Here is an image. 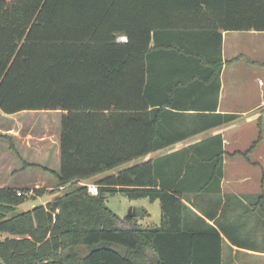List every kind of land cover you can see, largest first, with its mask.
I'll return each mask as SVG.
<instances>
[{
	"label": "trees",
	"instance_id": "1",
	"mask_svg": "<svg viewBox=\"0 0 264 264\" xmlns=\"http://www.w3.org/2000/svg\"><path fill=\"white\" fill-rule=\"evenodd\" d=\"M222 30L264 31V0H0V110L62 111L59 167H42L62 189L5 217L26 197L0 187V232L12 234L0 264H221L214 226L182 228L185 195L220 191V134L101 176L95 192L80 182L177 139L163 107L174 103L156 94L211 86L199 74L161 87L159 51L215 63L216 109ZM237 116L214 113L212 124ZM119 192L159 200L160 224L120 223L106 205Z\"/></svg>",
	"mask_w": 264,
	"mask_h": 264
},
{
	"label": "crops",
	"instance_id": "2",
	"mask_svg": "<svg viewBox=\"0 0 264 264\" xmlns=\"http://www.w3.org/2000/svg\"><path fill=\"white\" fill-rule=\"evenodd\" d=\"M237 36H241V42ZM221 37L222 62L214 111L210 109L214 103V85L209 78L212 68L216 67L214 62L193 61L165 51L152 55V73L161 87L191 79L192 75L198 79L199 74L211 86L203 91L188 89L156 94L174 103L163 107L170 110L167 128L177 139L139 157L136 162L179 151L220 134L223 150L220 191L185 195L182 228L202 231L214 226L221 236V264H253L255 260L264 264V31L222 30ZM226 52L231 54L226 56ZM214 113L238 116L212 124L216 121ZM57 126L60 133V120ZM59 133L53 149L58 167ZM22 158V163H42L28 160L26 156ZM80 183L88 185L84 181ZM0 187L15 188L8 179L0 181ZM54 188L62 189L57 179Z\"/></svg>",
	"mask_w": 264,
	"mask_h": 264
},
{
	"label": "rangeland",
	"instance_id": "3",
	"mask_svg": "<svg viewBox=\"0 0 264 264\" xmlns=\"http://www.w3.org/2000/svg\"><path fill=\"white\" fill-rule=\"evenodd\" d=\"M10 1V0H6ZM241 42V36H237ZM231 53L226 52V56ZM38 111V112H37ZM61 110H24L16 113H3L0 110V181L8 179L20 190L26 199L5 211V217L15 212L26 211L38 204H45L58 193L55 176L42 167L58 169L54 161L53 149L57 142ZM58 118V120H57ZM28 160L42 161V163H22V156ZM21 157V158H20ZM142 157V156H141ZM23 159V158H22ZM138 158L120 164L114 168L83 180L92 186L97 178L126 168L135 163ZM3 179V180H2ZM43 181V182H41ZM37 184V187L34 185ZM50 187V188H49ZM43 189L44 193L38 194L34 189ZM52 189V190H50ZM52 191V192H50ZM264 202V197L262 198ZM106 205L118 216L120 223L130 224L125 217L129 211L135 209V215L131 217V223L142 227H156L160 224V202L148 198H130L124 193L108 195ZM132 226V224H131ZM12 236L9 232H0V238ZM260 262V261H259ZM257 260L253 264H259Z\"/></svg>",
	"mask_w": 264,
	"mask_h": 264
},
{
	"label": "built area",
	"instance_id": "4",
	"mask_svg": "<svg viewBox=\"0 0 264 264\" xmlns=\"http://www.w3.org/2000/svg\"><path fill=\"white\" fill-rule=\"evenodd\" d=\"M123 40H125V37H121ZM88 190L90 192H95L96 191V186L95 185H88ZM17 194L20 195V194H23L20 190L17 191Z\"/></svg>",
	"mask_w": 264,
	"mask_h": 264
},
{
	"label": "water",
	"instance_id": "5",
	"mask_svg": "<svg viewBox=\"0 0 264 264\" xmlns=\"http://www.w3.org/2000/svg\"><path fill=\"white\" fill-rule=\"evenodd\" d=\"M135 213H136V212H135V209H132V211H129V212H128L127 216H128V217H132L133 215H135Z\"/></svg>",
	"mask_w": 264,
	"mask_h": 264
}]
</instances>
